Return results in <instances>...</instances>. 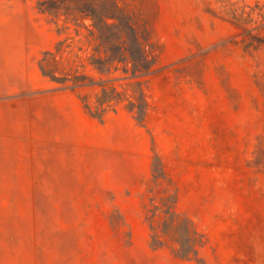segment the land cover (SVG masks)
Wrapping results in <instances>:
<instances>
[{"label": "rangeland", "instance_id": "1", "mask_svg": "<svg viewBox=\"0 0 264 264\" xmlns=\"http://www.w3.org/2000/svg\"><path fill=\"white\" fill-rule=\"evenodd\" d=\"M40 1L0 0V264H264V0H116L157 58L144 124L43 74L106 52ZM175 199L197 258L152 243Z\"/></svg>", "mask_w": 264, "mask_h": 264}, {"label": "trees", "instance_id": "2", "mask_svg": "<svg viewBox=\"0 0 264 264\" xmlns=\"http://www.w3.org/2000/svg\"><path fill=\"white\" fill-rule=\"evenodd\" d=\"M44 12L64 13L67 18L80 21L90 19V25L98 38V51L94 53L91 64L99 76L84 74L59 75L50 57L53 51L43 53L39 64L43 74L61 87L76 89L79 86H98L96 94V110L89 112L104 119L110 108L124 104L134 114L139 123L144 124L149 110V100L145 83L154 69L157 58L154 53H148V39L141 34L133 22L127 20L121 13L116 0H41ZM123 69L125 78H132L125 84H116L111 74ZM108 77V78H106ZM152 243L155 247L164 245V239L174 242L176 255L186 259H194L205 245L204 235L197 227L192 217L176 209V199L172 200L165 215L158 225H153Z\"/></svg>", "mask_w": 264, "mask_h": 264}]
</instances>
